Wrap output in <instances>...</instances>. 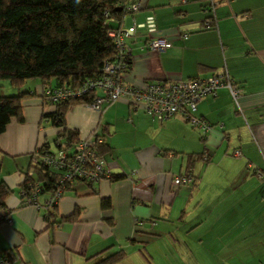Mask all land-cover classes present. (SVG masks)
I'll list each match as a JSON object with an SVG mask.
<instances>
[{"label": "crops", "instance_id": "0c3cea01", "mask_svg": "<svg viewBox=\"0 0 264 264\" xmlns=\"http://www.w3.org/2000/svg\"><path fill=\"white\" fill-rule=\"evenodd\" d=\"M139 3L124 26L152 16L151 36L172 46L149 50L144 31L127 40L126 81L140 87L225 70L239 88L238 107L226 89L202 99L197 114L212 126L202 133L179 116L154 120L127 98L99 112L71 106L66 128L78 139H104L102 160L112 178L73 184L47 219V194L38 197L39 209L20 196L32 154L44 143L55 150L49 140L59 131L41 120L54 106L33 81L20 102L23 122L12 119L0 134V179L10 190L0 253L13 264H95L119 251L124 256L113 264H264V178L256 176L264 174V0ZM186 174L194 184L174 186V177Z\"/></svg>", "mask_w": 264, "mask_h": 264}, {"label": "trees", "instance_id": "16d2710c", "mask_svg": "<svg viewBox=\"0 0 264 264\" xmlns=\"http://www.w3.org/2000/svg\"><path fill=\"white\" fill-rule=\"evenodd\" d=\"M119 2L121 0H0V81H6L16 89L13 95L0 94V134L12 119L23 122L20 102L29 92L20 88L25 81H40L43 92L44 88L50 87L52 80L58 81L59 86L74 88L85 79L99 76L103 63L115 53L112 40L107 35L108 28L103 24L104 12L121 22L125 15L117 7ZM129 67L130 56L127 59L128 70ZM41 97L44 103L51 105L43 95ZM92 97L89 94L61 101L51 105L54 106L52 112L42 114V121L59 129L53 141L56 149L69 152L80 140L76 131L66 128L65 115L71 106H85ZM49 150L47 143L36 149L32 157L37 154V163L31 157L32 163L26 172H30L31 180L39 185L40 195L48 196L55 190L56 177L41 160ZM107 150L102 138L97 153L102 158ZM1 157L0 151V160ZM27 174L23 175L21 188L29 180ZM69 188L65 187L63 194ZM9 192L7 185L0 179V211H5L4 200ZM56 205L52 209L44 207L47 219ZM110 206L109 199H102V209L107 210ZM75 215L76 212L67 219L72 220ZM123 256L124 252L119 251L95 264H113Z\"/></svg>", "mask_w": 264, "mask_h": 264}, {"label": "built area", "instance_id": "2783aa9c", "mask_svg": "<svg viewBox=\"0 0 264 264\" xmlns=\"http://www.w3.org/2000/svg\"><path fill=\"white\" fill-rule=\"evenodd\" d=\"M117 7L123 10L124 15L133 16L139 11L140 3L139 0H121ZM104 18L103 24L108 28L107 35L114 45V55L103 63L99 76L85 79L77 87L44 88L42 95L51 105L90 94L93 95L92 100L85 106L99 112L102 107L127 98L135 111L141 110L154 120L164 121L179 116L193 129L202 133H209L212 130V126L197 114V105L202 99L214 97L219 90L226 89L238 107L239 88L225 70L220 74L203 78L147 82L140 87L129 84L126 81L127 59L130 56L127 40L135 41L140 32L144 31L147 37L145 47L156 52L167 50L172 46V42L166 38L151 36L156 32V23L152 16L145 17L139 24L132 19L129 27L124 26L123 20L119 22L110 17L108 12H104ZM204 24L206 28L209 27L210 20H206ZM100 144L102 138L92 134L87 139H80L69 152L55 148L42 157V164L56 177L55 190L44 202L45 209H52L58 203L67 186H72L76 182L94 185L102 179L110 178L109 169L97 153ZM239 155L238 151L234 152V156ZM36 157L35 153L32 157L34 163H37ZM256 176L259 179L264 178V174L260 172H256ZM27 177L29 180L21 188L20 196L25 204L39 209L38 197L41 189L31 180L30 172ZM194 182V178L189 174L177 175L173 179L176 187L192 185ZM4 216L5 211H0V218ZM0 264H13V260L8 253H0Z\"/></svg>", "mask_w": 264, "mask_h": 264}, {"label": "rangeland", "instance_id": "374dc122", "mask_svg": "<svg viewBox=\"0 0 264 264\" xmlns=\"http://www.w3.org/2000/svg\"><path fill=\"white\" fill-rule=\"evenodd\" d=\"M32 84H33V81H30V80L25 81V83H24L25 86H23L22 91H28V89L31 88ZM1 86H3V87H1ZM9 86L10 85H9L8 82L0 81V94L13 95L14 92L11 91ZM49 141L51 143V147H55L54 143L52 142V140H49Z\"/></svg>", "mask_w": 264, "mask_h": 264}]
</instances>
